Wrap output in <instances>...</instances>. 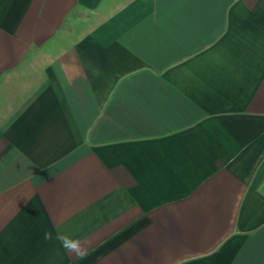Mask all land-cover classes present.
Instances as JSON below:
<instances>
[{
    "label": "crops",
    "instance_id": "obj_1",
    "mask_svg": "<svg viewBox=\"0 0 264 264\" xmlns=\"http://www.w3.org/2000/svg\"><path fill=\"white\" fill-rule=\"evenodd\" d=\"M0 264H264V0H0Z\"/></svg>",
    "mask_w": 264,
    "mask_h": 264
},
{
    "label": "clouds",
    "instance_id": "obj_2",
    "mask_svg": "<svg viewBox=\"0 0 264 264\" xmlns=\"http://www.w3.org/2000/svg\"><path fill=\"white\" fill-rule=\"evenodd\" d=\"M45 240H52L53 234L51 231H46L44 235ZM55 240L59 242L61 248L77 257H83L86 253V248L83 246V243L81 239L79 238H73L72 236H69L68 234H65L63 232L57 231L55 235Z\"/></svg>",
    "mask_w": 264,
    "mask_h": 264
}]
</instances>
